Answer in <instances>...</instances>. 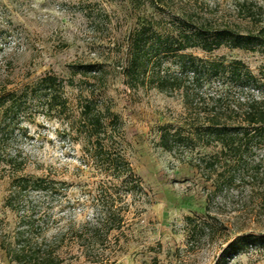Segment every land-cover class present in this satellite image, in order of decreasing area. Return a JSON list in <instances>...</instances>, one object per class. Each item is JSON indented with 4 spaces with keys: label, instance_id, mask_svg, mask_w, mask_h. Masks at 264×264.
I'll use <instances>...</instances> for the list:
<instances>
[{
    "label": "rangeland",
    "instance_id": "rangeland-1",
    "mask_svg": "<svg viewBox=\"0 0 264 264\" xmlns=\"http://www.w3.org/2000/svg\"><path fill=\"white\" fill-rule=\"evenodd\" d=\"M237 1L173 0L194 4L204 18L244 27L247 23L236 15ZM148 2L0 0V99L5 102L0 109V153L22 166L17 172L0 159V242L12 240L19 222L5 206L12 178L28 174L57 182L59 195L33 194L32 210L36 217L46 215L47 240L61 237L62 264H264V247L243 248L223 260L227 246L238 237L264 235L259 195L264 187L252 192L249 185H237L209 196L211 183L197 164L218 148L198 146L173 154L162 150L158 127L176 123L184 112L181 99L155 89H129L120 74L126 34ZM189 52L210 60L242 61L254 75L264 65L259 53L226 46L211 53ZM79 64H99L102 73L96 78L73 75L72 66ZM45 74L63 79L67 114L48 113L28 95L27 87ZM85 98L118 117L107 132L139 189L124 177L113 178L92 160L76 129ZM111 205L123 218L119 229L101 232V244H93L88 231L81 239L75 236ZM0 264H14L1 248Z\"/></svg>",
    "mask_w": 264,
    "mask_h": 264
},
{
    "label": "trees",
    "instance_id": "trees-1",
    "mask_svg": "<svg viewBox=\"0 0 264 264\" xmlns=\"http://www.w3.org/2000/svg\"><path fill=\"white\" fill-rule=\"evenodd\" d=\"M149 8L151 12L147 13ZM146 9L126 34L120 74L129 89H155L181 99L184 112L175 124L158 127V146L172 154L191 152L198 146L218 148L197 164L205 181L211 183L209 196L229 192L237 185H249L252 192H258L264 187V65L254 75L242 61L210 60L189 51L211 53L226 46L264 57V3L237 1L236 15L247 23L244 27L204 18L194 4H174L173 0H149ZM101 73L99 64L72 66L73 75L96 78ZM63 89V79L51 74L27 87L30 98H37L48 113L59 115L69 110ZM4 103L0 99V109ZM78 119L76 129L83 134L95 164L113 178L130 180L135 183L132 188L139 189L129 163L113 149V135L107 132L118 117L108 108H99L92 98H85ZM0 159L15 171L22 170L20 163L6 160L1 153ZM59 193L57 182L46 177L24 174L12 178L5 206L18 215L19 222L12 240L0 242L10 262L63 263L58 255L61 237L47 240L46 215L36 217L32 210L36 203L33 194L53 198ZM259 193L264 206V190ZM98 214L94 224H85V230L77 231L78 239L88 231L93 244H101V232L106 235L123 223L119 210L112 205ZM247 247H264V235L238 237L227 246L223 260Z\"/></svg>",
    "mask_w": 264,
    "mask_h": 264
}]
</instances>
